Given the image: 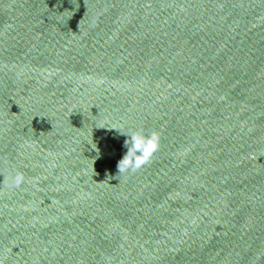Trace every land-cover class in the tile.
Returning <instances> with one entry per match:
<instances>
[{
  "label": "water",
  "instance_id": "95a60500",
  "mask_svg": "<svg viewBox=\"0 0 264 264\" xmlns=\"http://www.w3.org/2000/svg\"><path fill=\"white\" fill-rule=\"evenodd\" d=\"M0 264H264V0H0Z\"/></svg>",
  "mask_w": 264,
  "mask_h": 264
},
{
  "label": "clouds",
  "instance_id": "9594fccd",
  "mask_svg": "<svg viewBox=\"0 0 264 264\" xmlns=\"http://www.w3.org/2000/svg\"><path fill=\"white\" fill-rule=\"evenodd\" d=\"M137 134H133L130 138H129V143L125 144V148H126V153L124 155V157L119 161L117 167H118V172L121 171H125L126 169H124L122 167V165L126 162V156L128 153H130L131 151L135 150L137 152L141 151V147L139 144L136 143V137ZM24 177L20 174H17L15 177H13L12 179V186L13 187H19L21 185V183L23 182Z\"/></svg>",
  "mask_w": 264,
  "mask_h": 264
}]
</instances>
